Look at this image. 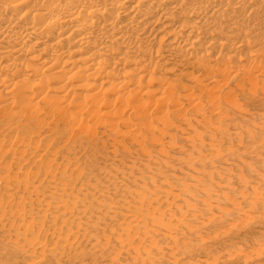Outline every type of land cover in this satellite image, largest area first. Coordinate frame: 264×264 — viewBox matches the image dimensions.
Listing matches in <instances>:
<instances>
[{
  "label": "rangeland",
  "instance_id": "obj_1",
  "mask_svg": "<svg viewBox=\"0 0 264 264\" xmlns=\"http://www.w3.org/2000/svg\"><path fill=\"white\" fill-rule=\"evenodd\" d=\"M262 101L222 106V124L206 106L217 130L154 119L161 133L120 123L119 133L101 126L67 139L45 119L25 125L20 143L11 121L2 165L30 186L0 204V264H264ZM19 199L26 221L14 219Z\"/></svg>",
  "mask_w": 264,
  "mask_h": 264
},
{
  "label": "bare ground",
  "instance_id": "obj_2",
  "mask_svg": "<svg viewBox=\"0 0 264 264\" xmlns=\"http://www.w3.org/2000/svg\"><path fill=\"white\" fill-rule=\"evenodd\" d=\"M261 97L264 0H0V135L15 122L20 143L25 125L45 119L67 139L101 126L119 133L120 123L160 132L154 119L217 130L206 106L221 123L222 106ZM9 151L0 146V204L29 192L28 179L2 165ZM17 205L14 219L26 221L27 202Z\"/></svg>",
  "mask_w": 264,
  "mask_h": 264
}]
</instances>
